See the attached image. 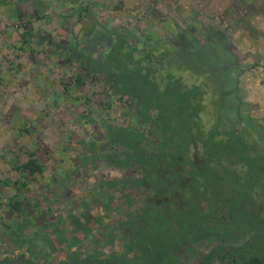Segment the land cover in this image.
Listing matches in <instances>:
<instances>
[{
	"label": "rangeland",
	"instance_id": "374dc122",
	"mask_svg": "<svg viewBox=\"0 0 264 264\" xmlns=\"http://www.w3.org/2000/svg\"><path fill=\"white\" fill-rule=\"evenodd\" d=\"M1 2L0 260L38 264L75 242L72 251L81 257L97 253L132 264L118 232L113 239L106 233L126 220L128 201L103 184L141 175L115 168L109 158L123 155L110 147L108 125L133 124L128 97L120 100L114 77L102 68L119 38L128 39L120 57L129 53L135 64L152 67L162 87L172 74L201 89L206 132L218 123L221 131L242 134L251 156L264 153V0ZM216 26L232 32L210 45L212 57H178L193 37L208 45L206 28ZM103 35L91 53L87 43ZM31 153L47 167L44 175L18 170ZM133 198L143 207L141 196ZM15 201L24 209L14 211Z\"/></svg>",
	"mask_w": 264,
	"mask_h": 264
},
{
	"label": "trees",
	"instance_id": "16d2710c",
	"mask_svg": "<svg viewBox=\"0 0 264 264\" xmlns=\"http://www.w3.org/2000/svg\"><path fill=\"white\" fill-rule=\"evenodd\" d=\"M30 36L23 33L25 46ZM127 44L118 40L102 67L114 77L120 100L128 97L133 118L129 126L108 125L109 143L123 153L109 158L118 167L139 168L143 178L136 185H150L147 209L130 213L123 224L127 253L137 252V264H264V153L251 156L242 134L221 131L219 124L206 132L201 89L187 88L172 74L162 87L152 67L135 64L129 53L120 57ZM222 134L233 138L221 141ZM18 170L34 177L47 167L31 153ZM258 197L261 206L247 204ZM19 208V201L12 203L13 210ZM75 245L58 249L56 264L92 263L71 251Z\"/></svg>",
	"mask_w": 264,
	"mask_h": 264
},
{
	"label": "flooded vegetation",
	"instance_id": "af4514ba",
	"mask_svg": "<svg viewBox=\"0 0 264 264\" xmlns=\"http://www.w3.org/2000/svg\"><path fill=\"white\" fill-rule=\"evenodd\" d=\"M227 29L229 30L230 29V26L227 27ZM206 31L209 32V35L208 36L211 38L210 43L208 45H201V43L197 39H195V37H193V41H191V42L188 43V45H192V46H187L188 48L184 49L182 51L183 53L179 54L178 57H183L184 54H186L187 56L188 55H192V57H202V56L203 57H212V54H213L212 51H211V53L209 55V47H210V45L212 44V45L217 46V47L220 46L222 44L223 40H226L227 38H229V36H228L229 32H232V31H229V32L228 31H225L220 26L219 27L216 26L215 28L209 27V29L206 28ZM100 34L102 35V33H100ZM105 38H107V37L105 35H103L101 39H98L97 38L95 40V42H93V43H89L88 42L87 43L88 44V48L91 49L90 52L91 53L93 52L92 48H93L94 45L101 44V40H105ZM108 38H109L108 41H107L108 44L105 46V48L103 50L104 52L107 50V47L109 48V46L112 43V38L111 37H108ZM120 39H123V38H119L118 40H120ZM228 50L229 49H226V52L227 53H228ZM100 57H102V56H100ZM145 57H153V56L147 54V55H145ZM240 119H241L240 122H242V124L244 122H246L245 119H243V118H240ZM249 121H250V119H249ZM217 125H218V123L216 124V126ZM221 137H226V140L228 141L229 139H232L233 138V135H231V134H229V135L228 134H222V135H220L218 137V139H220ZM110 147L112 148L111 144H110ZM112 149H114V148H112ZM120 153L123 154L122 152H120ZM114 166L117 169H120V168H124L125 167V166L124 167H118L116 165H114ZM130 168L135 169V170H138V172L141 174L140 177L135 178L134 180H130V181L129 180H122V181H111V182H108V183H103L105 185V187H107V189H109L111 191H115L120 196L121 200L128 201V204H129L127 206V208H129L128 209L129 210L128 215L130 213H134L136 211H142V210L147 209L146 205H147V203L150 202V197L148 198V196H147V195H149L150 191L149 190H146L147 188L150 187V185L149 184H144V185L138 184V185H136L137 182H135V181L142 179L143 178V175H142V173H141V171H140L139 168H134V167H130ZM111 185H114V187L111 186ZM136 194L138 196H141L143 198V200H142L143 207H139L138 205H139L140 202H138L137 200H135L133 198V196H136ZM88 199H90V198H88ZM87 202L89 203V201H87ZM248 202H252V203H254V205H256V203H257L259 206H261V197H258V198L249 200V201H247V204H248ZM88 203H84V204H86L89 207V204ZM22 208L24 209V205L20 203V208L18 210H22ZM216 214L218 215L219 213L216 212ZM260 214H261V212H260ZM128 215H127L126 220L123 221L122 223H120V224H118V223L117 224H112V228H110V227H107L106 228V229L109 228V230H106V233H108V235L110 236L109 237L106 234L107 235V238L113 239L114 236L112 234L114 233V235H116L115 232L117 231L118 232V236L120 237V240L122 242H125V246H127L126 245V238L128 237L129 232L125 229V227H124L123 224L125 222H127ZM97 221L99 222V220H97ZM89 222H86L85 223L86 228H87ZM53 226L56 227V225H53ZM110 230H112V231L110 232ZM18 232H20V231H18ZM124 232H126V234H123ZM19 234L21 235V233H19ZM12 235H13V233H12ZM18 240H19V245H22L23 242H24L23 239L22 238H18ZM217 243L218 242L215 241L212 244V246L210 247V250H212L217 245ZM210 250L208 252H210ZM72 252L73 253H76V251H72ZM130 254H132L131 256L134 259V260H132V258L130 256V259L132 260L131 261L132 264H137V256H138L137 255V252L136 251H132ZM77 255L81 259H84V260H87V261H89V260L92 261V263H88V264H95L96 262L110 261L111 260V259H106V258L105 259H103V258L100 259L98 257H95V256H97V253L94 254V255H92V256L91 255L90 256L87 255L86 257H81L79 255V251H78L77 252ZM56 256L57 255H56L55 252H50L48 255H46L42 259H38V261L40 262V264H43L42 263L43 261L41 262V260H49V264H56V262H55V257ZM148 258H150V257L148 256ZM117 259L118 258L115 257L111 261H115L117 263V261H118ZM3 261H6V264H15V263H20V258L19 257H15V259H13V260L12 259L11 260H9V259L0 260V262H3ZM188 261L191 262V258H189ZM39 262H38V264H39ZM23 263L24 262H21V264H23ZM118 263H120V262L118 261ZM32 264H37V263L32 262ZM142 264H146V263L145 262H142ZM213 264H218V261L217 260L216 261H213Z\"/></svg>",
	"mask_w": 264,
	"mask_h": 264
}]
</instances>
